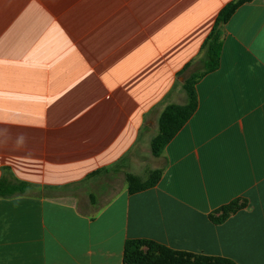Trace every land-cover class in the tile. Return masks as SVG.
<instances>
[{
  "label": "crops",
  "instance_id": "crops-1",
  "mask_svg": "<svg viewBox=\"0 0 264 264\" xmlns=\"http://www.w3.org/2000/svg\"><path fill=\"white\" fill-rule=\"evenodd\" d=\"M232 1L151 0L152 42L127 46L143 54L122 60L115 82L0 76V179L32 186L0 197V264H123L129 239L264 264V0L224 26L219 68L199 80L196 111L154 157L155 187L129 194L125 185L95 203L60 191L151 143L165 107L185 104L172 90L178 74ZM236 199L247 206L214 223Z\"/></svg>",
  "mask_w": 264,
  "mask_h": 264
},
{
  "label": "rangeland",
  "instance_id": "rangeland-1",
  "mask_svg": "<svg viewBox=\"0 0 264 264\" xmlns=\"http://www.w3.org/2000/svg\"><path fill=\"white\" fill-rule=\"evenodd\" d=\"M30 1L0 0V76H90L106 82L120 74L122 60L143 54L128 51V45L152 42L151 0ZM113 30L119 35L112 36ZM178 81L172 90H182ZM158 164L151 143L138 146L108 172L60 191L95 203L128 185V176L148 180Z\"/></svg>",
  "mask_w": 264,
  "mask_h": 264
},
{
  "label": "trees",
  "instance_id": "trees-1",
  "mask_svg": "<svg viewBox=\"0 0 264 264\" xmlns=\"http://www.w3.org/2000/svg\"><path fill=\"white\" fill-rule=\"evenodd\" d=\"M253 0H234L227 4L219 13L215 25L202 46L201 56L190 62L178 75L184 77L182 90L185 94V104L167 105L159 119L158 134L152 139L151 152L156 158L161 157L166 146L196 111L198 101L196 85L201 78L215 71L220 66L222 54L223 28L236 10ZM181 83L178 81V84ZM103 169L92 174L108 172ZM162 169L153 171L148 180L142 182L135 176L127 177L129 194H136L155 187L162 177ZM27 182L20 181L10 173L0 179V197L9 198L21 195L31 189ZM63 187L61 189H67ZM247 206V201L236 199L218 209L211 217L216 224L225 222L230 216ZM123 264H236L226 258L198 255L184 251L173 250L163 244L149 239H129L124 246Z\"/></svg>",
  "mask_w": 264,
  "mask_h": 264
}]
</instances>
